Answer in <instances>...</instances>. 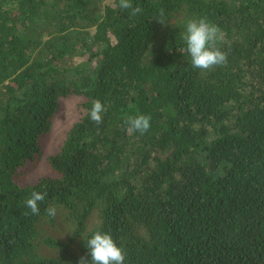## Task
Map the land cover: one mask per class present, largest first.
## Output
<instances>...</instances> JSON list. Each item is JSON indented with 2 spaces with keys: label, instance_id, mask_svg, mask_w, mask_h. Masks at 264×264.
<instances>
[{
  "label": "trees",
  "instance_id": "obj_1",
  "mask_svg": "<svg viewBox=\"0 0 264 264\" xmlns=\"http://www.w3.org/2000/svg\"><path fill=\"white\" fill-rule=\"evenodd\" d=\"M131 2L0 0V264H91L97 231L124 264H264V0ZM201 18L225 66L180 51Z\"/></svg>",
  "mask_w": 264,
  "mask_h": 264
},
{
  "label": "clouds",
  "instance_id": "obj_2",
  "mask_svg": "<svg viewBox=\"0 0 264 264\" xmlns=\"http://www.w3.org/2000/svg\"><path fill=\"white\" fill-rule=\"evenodd\" d=\"M119 7L124 10L130 9L132 16L142 11L139 6L134 7L131 0H119ZM160 15L163 16V10H161ZM158 21L161 24L166 23L164 20ZM181 38L186 47L180 51L187 52L194 69L207 71L227 64L228 53L217 47V41L223 39V34L217 25L210 23L206 18L189 20L185 25V31ZM104 111L105 108L99 100L93 101L88 115L98 130L104 124L102 116ZM150 119V116L143 114L128 116L125 120L128 125L127 131L129 133H146L151 126ZM46 195V192L33 191L30 198L25 200V205L30 209L32 215H39L38 202H43ZM45 211L51 218H55L57 214L55 206H49ZM27 214L25 213V215ZM86 247L91 257V264H124L125 255L110 234L95 232L88 240ZM79 264H87V261L81 257Z\"/></svg>",
  "mask_w": 264,
  "mask_h": 264
},
{
  "label": "rangeland",
  "instance_id": "obj_3",
  "mask_svg": "<svg viewBox=\"0 0 264 264\" xmlns=\"http://www.w3.org/2000/svg\"><path fill=\"white\" fill-rule=\"evenodd\" d=\"M63 117H65V116H63ZM63 117L61 118V120L58 117L59 120L57 119L56 125H54L55 129L60 130V131L63 130V128L65 127V120H67Z\"/></svg>",
  "mask_w": 264,
  "mask_h": 264
}]
</instances>
